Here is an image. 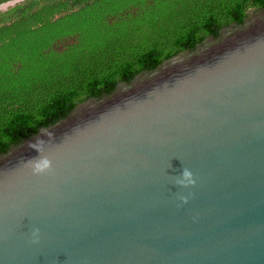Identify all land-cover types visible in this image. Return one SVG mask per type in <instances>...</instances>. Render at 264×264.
I'll list each match as a JSON object with an SVG mask.
<instances>
[{"label": "water", "instance_id": "1", "mask_svg": "<svg viewBox=\"0 0 264 264\" xmlns=\"http://www.w3.org/2000/svg\"><path fill=\"white\" fill-rule=\"evenodd\" d=\"M0 264H264V11L0 156Z\"/></svg>", "mask_w": 264, "mask_h": 264}, {"label": "trees", "instance_id": "2", "mask_svg": "<svg viewBox=\"0 0 264 264\" xmlns=\"http://www.w3.org/2000/svg\"><path fill=\"white\" fill-rule=\"evenodd\" d=\"M259 10L264 0H24L1 10L0 156Z\"/></svg>", "mask_w": 264, "mask_h": 264}, {"label": "clouds", "instance_id": "3", "mask_svg": "<svg viewBox=\"0 0 264 264\" xmlns=\"http://www.w3.org/2000/svg\"><path fill=\"white\" fill-rule=\"evenodd\" d=\"M48 167V163L45 161L41 164L36 165V170L37 171H42ZM181 185L183 187H187L189 185H192L194 183L192 174L190 171L185 169L183 171V179L180 181ZM181 199H185L184 197H181ZM32 237H33V242H38L39 241V229H33L32 231Z\"/></svg>", "mask_w": 264, "mask_h": 264}]
</instances>
